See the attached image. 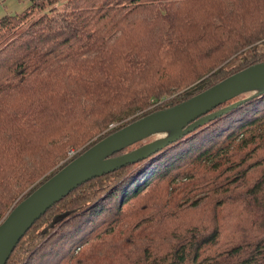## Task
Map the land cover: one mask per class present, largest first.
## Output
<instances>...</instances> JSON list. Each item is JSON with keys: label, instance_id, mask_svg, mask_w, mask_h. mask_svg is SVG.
<instances>
[{"label": "trees", "instance_id": "1", "mask_svg": "<svg viewBox=\"0 0 264 264\" xmlns=\"http://www.w3.org/2000/svg\"><path fill=\"white\" fill-rule=\"evenodd\" d=\"M28 2L0 16V221L103 137L264 62V0ZM251 94L78 185L6 264H264V92ZM174 194L192 207L207 196L213 212L182 221ZM147 196L149 218L131 224L124 207Z\"/></svg>", "mask_w": 264, "mask_h": 264}, {"label": "water", "instance_id": "2", "mask_svg": "<svg viewBox=\"0 0 264 264\" xmlns=\"http://www.w3.org/2000/svg\"><path fill=\"white\" fill-rule=\"evenodd\" d=\"M248 92H252L250 97L264 92V62L248 66L172 107L128 123L94 143L11 208L0 221V264H6L15 246L32 224L78 185L148 157L236 107L245 99L212 111L224 102ZM163 130H168L165 136L113 156L133 143Z\"/></svg>", "mask_w": 264, "mask_h": 264}, {"label": "rangeland", "instance_id": "3", "mask_svg": "<svg viewBox=\"0 0 264 264\" xmlns=\"http://www.w3.org/2000/svg\"><path fill=\"white\" fill-rule=\"evenodd\" d=\"M28 4H29L28 0H0V16L4 14L19 13L23 11L28 6ZM167 132L168 130H163V131L156 132L151 136L153 139H155L158 137L165 136ZM75 153L76 151L69 150L67 152V157L64 161L67 162L68 160L72 159ZM66 162H63L60 165L62 166ZM166 188H167V183H161L157 186L156 193L159 191L160 195H162L164 191L166 192ZM190 195L191 194H188L187 196L179 195V197H177V195L175 194L172 195L173 200H171V202H174L175 199H178V200L176 204L174 203L172 205L174 206V208H172V206H169V211L173 210V211L181 212V214H183L182 221L186 220V221H189L190 223L192 222V217H193V220L195 221V216L197 218V216L199 215L197 214V212L198 213L201 211L213 212L214 202L212 203L210 200H207V196L199 197L200 199H202V201L200 202V206L192 207L190 205L192 203L189 199ZM141 197H139L137 200H133V202L128 203L124 207V210L127 211V220H129L131 224L140 222V224L143 225L146 223L145 219L149 218L147 209H148V204L151 198H149L148 196L146 198L145 197L141 198ZM98 261L102 262V259L100 258ZM99 262H96V264H101Z\"/></svg>", "mask_w": 264, "mask_h": 264}]
</instances>
